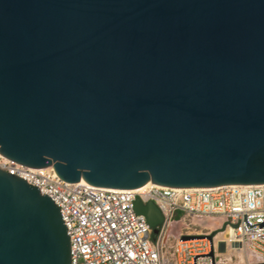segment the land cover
Masks as SVG:
<instances>
[{
	"label": "water",
	"instance_id": "obj_1",
	"mask_svg": "<svg viewBox=\"0 0 264 264\" xmlns=\"http://www.w3.org/2000/svg\"><path fill=\"white\" fill-rule=\"evenodd\" d=\"M0 154L100 188L264 184V0H0ZM66 230L0 169V264H70Z\"/></svg>",
	"mask_w": 264,
	"mask_h": 264
},
{
	"label": "built area",
	"instance_id": "obj_2",
	"mask_svg": "<svg viewBox=\"0 0 264 264\" xmlns=\"http://www.w3.org/2000/svg\"><path fill=\"white\" fill-rule=\"evenodd\" d=\"M0 169L24 179L59 208L70 242V264H217L220 247L232 245L252 252L256 261L251 264H264V184L100 188L65 182L52 167H26L1 154ZM136 200L159 209L163 221L156 233L135 212ZM186 218H219L216 228L225 235L221 241L208 233L183 240L189 234L169 233L172 223Z\"/></svg>",
	"mask_w": 264,
	"mask_h": 264
},
{
	"label": "rangeland",
	"instance_id": "obj_3",
	"mask_svg": "<svg viewBox=\"0 0 264 264\" xmlns=\"http://www.w3.org/2000/svg\"><path fill=\"white\" fill-rule=\"evenodd\" d=\"M220 222L221 219L219 218L213 220L201 218H186L181 221L172 223L168 231L174 236H177L180 233H187L189 235H196L198 233H208L213 235V232L218 230V228L216 227L220 224ZM218 233H220V230L216 234ZM254 261H256V257L253 256L247 250L240 249V251H237L233 248L225 249L223 248V246L220 247L216 259L217 264H251Z\"/></svg>",
	"mask_w": 264,
	"mask_h": 264
},
{
	"label": "bare ground",
	"instance_id": "obj_4",
	"mask_svg": "<svg viewBox=\"0 0 264 264\" xmlns=\"http://www.w3.org/2000/svg\"><path fill=\"white\" fill-rule=\"evenodd\" d=\"M80 182H81V183H85L84 181H80ZM150 185H151V184L148 183V184H146L145 186H143V187H141V188L135 189L134 191H142V190H144L145 188H147V187L150 186ZM119 190H120V189H119ZM171 228H172V227H171ZM170 232H171V230H170ZM224 235H225V234L222 233V232L216 234V235H215V241H221V239L224 237ZM232 248H233L234 250L240 251L236 245H232ZM250 253L253 255L252 252H250ZM253 256H254V255H253Z\"/></svg>",
	"mask_w": 264,
	"mask_h": 264
},
{
	"label": "trees",
	"instance_id": "obj_5",
	"mask_svg": "<svg viewBox=\"0 0 264 264\" xmlns=\"http://www.w3.org/2000/svg\"><path fill=\"white\" fill-rule=\"evenodd\" d=\"M217 232H219V230L214 231V232H213V235H215ZM154 235H155V234H153V237H154Z\"/></svg>",
	"mask_w": 264,
	"mask_h": 264
}]
</instances>
